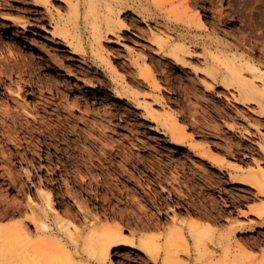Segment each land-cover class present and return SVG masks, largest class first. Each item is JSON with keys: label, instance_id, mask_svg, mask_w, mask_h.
Masks as SVG:
<instances>
[{"label": "rangeland", "instance_id": "1", "mask_svg": "<svg viewBox=\"0 0 264 264\" xmlns=\"http://www.w3.org/2000/svg\"><path fill=\"white\" fill-rule=\"evenodd\" d=\"M34 1L0 0V51L4 52H0V57L4 55L14 62L8 50L13 48L17 54L21 53L19 56H24L22 59L20 57L22 61L25 59L23 63L31 62L34 67L33 72L26 70L21 76L18 71L9 72V78L6 76V82L0 85V103L11 111L10 117V113L2 114V120L7 121L3 127L9 125L14 135L11 139H3L0 133V173L8 177L6 181L10 182L13 177L16 180L15 184L3 183L2 191L10 197L16 195L19 201L25 202L33 197L38 204H42L43 201L36 195L43 187L42 183L50 188L49 182L54 178L52 185L55 194H59L56 197L58 209L61 211L71 207L77 210L76 201L86 205L87 196H92L90 192H80V185L73 180L75 174L79 179L78 163L89 160L90 156L97 163L101 160L99 156H102L99 147L104 148L106 143L114 144L117 146L115 157L109 156V159L119 166L117 172L113 168L105 172L110 173V180L113 179V188L116 190L114 193L117 194L99 189L101 198L104 194L111 198L91 202L88 204L89 209L107 212L112 215V219L119 217L118 220L127 226V232H132L137 226L134 218L128 214L132 208L129 203L136 196L139 195L138 199L145 194L142 187L135 185V180H141L159 196L157 204L165 210L163 219L174 214L187 218L190 210L197 211L202 219L214 224L217 228L216 239L224 241L223 246H210L211 249L216 248V258L229 254L232 258L237 256L242 264V252L237 239L243 236L248 237L250 246V251L245 255L246 264H255L256 260L262 258L263 219L252 213H259L264 208V197L258 195L256 188L233 183L231 175L236 174L237 170L232 166L222 170L217 163L203 158L200 152L209 146L213 155L225 156L226 164L239 161L246 169H255L258 162L264 165V154L260 151V144H264V117L259 105L240 101L236 98L239 92L235 88L214 80L209 74V70L219 62L214 55L225 52L250 56L264 66V0H214L213 8L208 3H199L198 8L206 27L189 24L178 8L174 10L179 0H131L134 9L121 14L126 22L125 27L119 29L117 34L108 33L107 38L102 40L105 55L121 71L119 75L123 80H117L111 66L100 59L98 45L93 38V22L107 12L104 6H98L96 11H87V0H80V43L85 52L77 53L55 33L56 23L69 18L71 11L68 3L65 0H53L54 4L47 7L34 5ZM232 18L236 19L232 22ZM161 29L171 33L173 41L185 42L190 46V53L181 52V59L168 55L157 43L156 36ZM2 59L0 61L3 63L9 60ZM53 59H58L59 64L55 65ZM144 64L154 65L160 89L147 82L142 85L136 80ZM24 68H27L26 64ZM31 73L35 76L36 84L30 78ZM45 78H49L47 82ZM14 83L17 84L14 86ZM19 83L23 88L17 94L16 85ZM123 84L134 93H124ZM145 104L150 105L155 115L149 113ZM169 111L179 121L181 119L186 134L194 135L193 140L181 146L168 143L171 135L161 131L160 119ZM12 113L15 114L12 116ZM62 130L76 138L77 142L65 143ZM41 134L48 135V141L54 138L53 144H45ZM58 142H64L62 149H58L55 144ZM193 143L206 148L195 149L190 145ZM59 166L65 167L69 173L60 174ZM10 171L13 174L11 179L9 176L12 174H7ZM119 171H124L125 175H119ZM92 173L101 175L102 172L94 169ZM176 174L184 184L198 187L194 192L198 195L194 205L187 199L179 203L177 193L171 191H175L176 187L183 191L185 189L186 193L189 191L188 187L186 189L173 183ZM208 179L215 185L213 189L209 188ZM129 197H132V201ZM152 209L153 212L158 211V208ZM81 215V212L78 213V217L81 218ZM0 221L10 223L14 222V218L0 217ZM104 222L102 218L97 224ZM170 222L155 230L163 234L161 241L165 240L167 230L173 225ZM249 223L254 224V229L238 231L231 239H225L234 227ZM30 227L35 229L33 224ZM225 246L230 248L227 252L224 251ZM125 250L115 254L114 260L121 264H148L141 253ZM193 262L192 258L189 264Z\"/></svg>", "mask_w": 264, "mask_h": 264}, {"label": "bare ground", "instance_id": "2", "mask_svg": "<svg viewBox=\"0 0 264 264\" xmlns=\"http://www.w3.org/2000/svg\"><path fill=\"white\" fill-rule=\"evenodd\" d=\"M65 1L69 5V9L71 13L67 21L65 22L60 21L58 24L56 23L57 28L55 33L57 37H59L61 40H64V43L67 46L71 47V50L73 52L80 53V51L84 50L82 44L80 43L81 41H80V32H79L80 0H65ZM179 1L180 3H178V5L174 7V10H177L178 8V11L186 17L185 20L189 24H194L202 27L207 26V24L202 19L201 11L198 8V4L200 3L205 5V3H208L209 7L213 8L214 0L211 1L209 0L210 2H207V0H193V1L179 0ZM52 3L53 0L34 1V5H46L47 7H50ZM98 6H100V8L104 6V8L107 11L103 17L99 16V18L95 20V23L93 22L94 25L93 38L95 40V44L98 45L97 46L99 50L98 55L102 61H106V63L109 64V66H111L114 76H116V79L123 80L122 76L119 75L120 74L119 72L121 71L115 65L112 64L111 58L105 55L102 40L103 38H107L108 33L117 34V31L119 29L121 30L122 27H125L126 22L121 17V14L124 13L126 10L134 9V5L131 3V0H98V1L87 0L86 2L87 11H96L98 10L97 8ZM220 15H222V13H220ZM234 19L236 18L231 19L232 22L234 21ZM156 37H158V39L157 38L156 39H157V43L159 44V47L162 50L166 51L168 55L170 54L176 59H181L182 57L181 52L190 53V46H187L185 42H175L176 40L173 41L172 38L173 36L171 35V33L165 30L161 29V31L157 33ZM261 43L263 45V41ZM12 49L10 48L8 49L9 54L10 57H13L16 61L14 60V62H11L10 61L11 58L6 59V56L4 55H1L0 57L1 59L4 57L5 58L4 61L5 60L7 61L9 59L7 63H3L2 62L3 59L2 61H0V85L4 81L6 82V76L9 72L15 73L16 71H18L20 73L19 76H21L22 72L26 73L25 72L26 70H30L31 72H33L34 69L30 61H29L30 63L28 62L23 63L25 59L23 58V61L21 59L24 56L23 55L22 57L19 56L21 53L17 54L18 52H16V50L13 51L14 49L13 50ZM0 52L1 54L4 53L3 50ZM166 52H164V54ZM214 56L217 57L219 62H217L218 63L217 66L209 70V74L211 75V77L216 81L222 82V84L230 88H235V90L239 92V96H237L238 95L237 94L236 98H239L240 101L243 100L247 103L248 102L257 103L260 107V112L264 117V68H263L264 66L262 67L257 62L256 59L243 54H236V53L229 54L225 52L222 54H216ZM57 60L58 59H53L55 65L59 64ZM25 64L27 65V68L23 69V66ZM153 66L151 64L142 65V67H140L139 78H137L136 80H138V82L142 85H144L147 82L149 85L155 87L156 89H160L161 84L158 81V79H156L155 77V71ZM32 74L33 73H31L30 78L35 83L34 81L35 76ZM7 77L9 78V75ZM47 79L46 78L44 79L45 82H47ZM15 84L17 83H14V86ZM126 86L127 85L125 84H123L122 86L124 93L133 92L129 87ZM16 88H18L17 94H19L20 93L19 89L23 87L19 83L18 85H16ZM3 105H4L3 103H0V120L2 121V122L0 121L2 124L0 125V133L2 132L3 139L5 137L9 139L13 134V129L11 127H8L9 125L7 126V128L6 126L3 127V123H5L6 125L7 121L2 120L1 116H3L2 114H4L5 112H7V114L10 113L8 114L10 117L11 111L5 106L3 107ZM145 105L149 113L155 115V111H153L150 108V105L149 104H145ZM7 110H9V112ZM13 114L15 113H12V116ZM180 121L171 111L165 113L164 116L160 119V128L162 129L160 130L163 133H170L171 136L170 139H168V143L171 145L181 146V144L187 143L186 141L193 140L194 135L188 136L185 132V128L182 127V123ZM230 129L233 128L231 127ZM61 133H62L61 135L65 139L64 141L65 143L68 142L70 144H73L77 142L76 138H72L73 136L65 133L63 130ZM41 138H43L45 144L48 145L53 144L52 142L54 141V138H51V141H48L49 136L46 134H41ZM64 142H58L55 144H57L58 149H60L62 147V143ZM97 143L98 142H96V144ZM103 144L105 143L103 142ZM190 145L195 149L206 148L202 144L193 143ZM104 146H105L104 148L99 147L100 154L102 153L101 154L102 156H99L101 157V160L99 159V157H97V159L100 160L97 163L95 159L91 158L92 156L89 157V160L86 161L83 160L84 162L80 161V163H78L80 165L79 179L77 174H75L74 176L72 173H70V175H73L75 177V179L73 180L77 181L78 182L77 184L80 185V189H81L80 192L82 191L90 192V194H92V196L90 195L91 197H89L90 199L87 196L89 200H87L86 198V202H87L86 205H84L80 201L79 202L76 201L77 203L76 205L78 206L77 210H74L71 207L70 208L66 207L61 211L58 209L59 207L56 206V204H58V202H56V197L59 194L57 195L55 194L54 186L52 185L54 183L53 180L54 178L53 179L51 178L49 182V185L51 184L50 188L45 187L44 183H42L43 187L42 186L40 187L36 197L37 198L39 197L43 202L42 204H38V202L33 197L23 202L17 200L15 197L16 195L14 194L13 197H10L8 193H4L2 191V185L3 183H7L9 181H6L8 177L3 176V174L0 173V207L3 206V209L2 207L0 208V210L2 209L3 211V212L0 211V217L11 216L12 218H14V222L11 221L10 223L0 221V264H121L116 260H114L113 256H115V254H117L118 252H125L126 251L125 249H131V251L134 253L135 252L141 253L140 255H142L144 259H146V262L148 264H189L192 258L194 264H240L241 263V261H239L237 256L236 257L234 256L232 258L231 256H229V254L226 253H225L226 254L225 257L216 258L217 255L215 249L221 246L224 241H220L216 239L215 233L217 228H215L214 224L210 220H205L204 218L202 219L199 214L197 215V211L192 212L189 210L187 218L179 217L177 214H174L171 215L172 217L170 218L166 217L165 219H163L165 210L161 208L162 205L160 203L159 204L161 206L157 204L159 200V196L156 193H154L153 191L154 189L152 190L150 186H147L146 184L144 185L143 184L144 182L142 183L141 180H135V185H137L138 188L142 187L143 192L145 191L144 192L145 194L142 195L143 197L140 195L141 197H139L138 199L137 197L139 195L136 196L135 194L134 196H136V199L135 197H133V199H135L133 201L131 199L132 197L131 198L129 197L130 201L132 202L130 203L128 201L127 202L131 205L130 206L132 207L130 208L131 210L129 209V207L127 208L125 206L127 209H129V211L126 210L128 211L129 216H132V218H134V220L136 221L135 223L137 227L134 230H132V232L130 233H128L129 231L127 232V226H125L124 224H122L123 222L121 223L118 220L119 217L118 219H112L110 218V216L112 215H109L107 212L102 211L103 212L102 213L100 210L99 212H95L97 210L94 211L91 210V208L89 209L88 208L89 203L91 204V202L100 200L101 196L99 195L98 192L99 189H104V190L107 189L112 192V195L117 194L114 193L116 190L114 191L113 188V183H114L112 182L113 179L110 180L111 179L109 177L110 173L105 172V170H110L109 168H113L114 170L116 169L115 171L117 172L119 165L113 159H109L110 158L109 156L115 157L114 150L116 149L117 146L114 144L110 145L109 143L108 144L106 143ZM260 149H261L260 151H262L264 154V144H260ZM199 152L200 151H198V153ZM200 153L202 154L203 158H208L213 162L217 163L219 168H221L222 170L224 169L227 170L230 166H232V168L237 170L236 174L231 175L233 183L245 185L246 187L249 186L250 188L253 187L254 189L256 188L258 190L257 191L258 195L264 197V165L262 163H259L256 160L258 163L256 162L257 165L255 166V169H246L244 166H242L241 163H239V161L226 164L224 161L225 156L222 158L220 156L213 155L211 147L209 146L208 149ZM59 169L61 171L60 174L67 175L69 173L67 169L63 166L61 167L59 166ZM94 169L96 170L99 169L102 172L101 175L99 174L94 175L92 173ZM124 171H119L120 172L119 175H125ZM83 172H85V174ZM8 173L12 174L11 171L7 172V174ZM9 175L10 174H8V176ZM176 175L173 178V183L178 184L181 187H186V189L188 187L189 191L188 193H186L185 189L183 191V189L179 187H176L175 191L174 190L171 191L173 193H177L179 197V201H178L179 203L180 200L187 199V202H189L192 205L195 202V198L198 196L194 194V192L197 191L198 187L196 185L194 187L192 186L190 187L187 184H184L180 176L179 175L176 176ZM11 176H13V174L10 175L9 178ZM14 179L15 178L13 177V179L9 183L15 184L16 180L14 181ZM207 181L208 183H210L209 188L213 189L215 185L213 186V182L211 181V179H208ZM22 185L24 184L22 183ZM17 192L20 193L21 191H17ZM122 192L123 191H121V193ZM136 192H138V189ZM134 193L135 192H133V194ZM63 196L64 195L60 197ZM102 198L103 200H107V199L110 200L111 197L109 198L106 196V194H104ZM142 198L143 200L145 199L144 201L145 203H143ZM59 200H61V198ZM127 202H125V204ZM39 203H41V201H39ZM154 207L156 208V210L158 208V211L153 212L152 208ZM113 208L115 209V206ZM80 212L82 214L81 218L84 219L81 220L84 223V225L82 222H80L81 219L80 216L78 217V213L80 214ZM258 212L259 213L253 212L252 214L263 219L261 223V226H263L264 208L262 210L260 209V211ZM102 218L105 220V222L102 223L101 225L97 224V222L100 221ZM169 220L173 223V225L170 226L169 230H167L165 240L161 241L163 234L158 233L155 230L161 229L165 224H167V222H169ZM30 224H33L35 226L34 227L35 229L32 230ZM141 229L144 230L141 231ZM246 229L248 230L254 229V224L249 223V224H242L240 226L237 225L232 230H230L229 233H227V236L225 235L226 236L225 239L229 240L233 236H235V234L238 233V231L244 232L246 231ZM247 238L243 236L242 238L237 239L239 249L242 252V264H246L245 255L248 254V252L250 251V246ZM210 246H216V248L211 249ZM229 246H225L224 251L227 252L230 249ZM114 251L116 252L114 253ZM255 264H264V256L256 260Z\"/></svg>", "mask_w": 264, "mask_h": 264}]
</instances>
